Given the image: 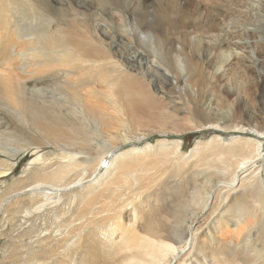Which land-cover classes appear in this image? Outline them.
<instances>
[{"label": "bare ground", "instance_id": "6f19581e", "mask_svg": "<svg viewBox=\"0 0 264 264\" xmlns=\"http://www.w3.org/2000/svg\"><path fill=\"white\" fill-rule=\"evenodd\" d=\"M204 5L200 33L194 28L186 34L188 51L176 49L173 42L166 45L156 21V26L149 19L131 29L130 39L154 43L150 68L156 83L141 67L136 70L115 57L107 34L100 36L84 13L87 39L76 42L72 31L46 17L47 28L35 31L42 48L29 50L34 65L15 68L0 59V109L10 115L9 125L0 120V152L10 157L30 149L52 151L33 161L49 160L51 172L35 171L25 180L28 185L20 180L14 192L27 188L34 196L25 209L31 217L32 210L39 216L70 193L76 201L58 228L60 238L43 239L45 249L28 264H174L175 254L187 248L189 258L180 264H264V158L260 160L257 141H264V80L244 69L233 43L264 39V0H205ZM54 8L46 10L54 18L67 14ZM126 21L132 25L135 19ZM32 30L15 31L25 42ZM262 50L259 46L258 59ZM162 71L172 80L159 79ZM156 91L179 99L187 125L175 124L178 118L169 116L172 129H157L162 136L157 145L119 152L100 171L119 146L150 140L153 133L133 130L131 117L151 106ZM208 103L215 105L216 115L205 111ZM190 130H211L213 135L184 163L181 144L170 143L169 136ZM227 133L236 135L219 139ZM249 168L254 172L234 189L239 173ZM210 208L215 219L206 231L199 234L201 225L192 233ZM108 230L120 233L119 242L110 240Z\"/></svg>", "mask_w": 264, "mask_h": 264}, {"label": "rangeland", "instance_id": "374dc122", "mask_svg": "<svg viewBox=\"0 0 264 264\" xmlns=\"http://www.w3.org/2000/svg\"><path fill=\"white\" fill-rule=\"evenodd\" d=\"M204 4L205 0H0V59H5L9 65L15 68L34 65V63H32V54L29 53V50L42 48L35 38V31L47 28L46 20L42 19L46 17L54 19L62 24L63 26L60 27L61 30L67 31L68 33L72 31L75 34L76 42H78L81 37L87 39V31L89 30H86L87 27L81 22V14L84 13L86 15L85 20H92L95 27L97 26V33H100V36L103 37V35L105 36L107 34V36H105L107 45H109L107 47H109L111 53L115 52V57L117 56V58L125 61V65L127 62V64H130V67L134 66L133 68L136 70L141 67L142 71H146V76L149 75L147 77H150V79L155 82L156 76L153 72V68H150L154 64L153 60L155 61V58L152 56L155 53L154 43L141 37L134 40L130 39L131 29L137 24L143 27L145 24H149V21H153V25L156 26L154 24V21H156V27L160 29L166 41V45L173 42L174 46H177L176 49L180 46L187 50L189 37L186 34L190 31L192 32L194 28L198 30L202 29ZM195 6L198 11L197 13L194 11ZM48 7H55L61 10V12L66 10L67 14L65 12V16L54 18L56 14H48L46 12ZM61 12H59V15ZM128 16L135 19L132 25H129L126 21ZM166 16L167 18H164ZM139 26L136 27L137 32H139ZM19 27L33 29L32 33L26 34L24 38L25 42L19 39L21 33L15 31L16 28ZM56 28L57 26H54L53 30H56ZM9 30L15 31V37L11 36ZM200 31L201 30H199V33ZM178 33H181L180 36ZM12 35L14 36V33ZM119 36L122 40L118 39ZM233 43L237 44L235 54L237 55V59L242 62L244 69L250 71L254 78L258 79L260 82L264 80V50L260 52V59L257 58L259 54L258 47H264V39L254 41L244 39L242 41H234ZM243 46L248 47L245 48ZM90 49L89 47V50ZM162 74L158 77L159 79L163 81H165V78L172 80L171 75L167 72L162 71ZM171 83H173V81ZM137 85V87H135L139 88L140 86L138 83ZM143 89H146L145 86ZM154 94L157 95L155 96L156 99H151V106L134 112L131 117L134 127L133 130H150V132L153 133L150 140L148 139L149 141L143 140L140 143L119 146L115 151L106 156V164L100 166V171H105L113 157L120 155L118 154L119 152L126 153L130 150H134V148L137 149V151H144V145L147 143H150L146 146L148 148L157 145L161 141L160 139H162V136L157 133V129L165 125H169L172 129L171 123L168 124L170 121L169 116L178 118L175 124H182V126L187 125L185 121L181 120V116L184 115V110L182 109L183 106L181 102L176 96H173L172 98L174 99L172 100L168 97L170 95L166 92L163 93L166 97L163 94H161L162 96L159 95V92ZM99 98L102 99L101 96H99ZM162 102H164V104ZM163 107L165 108L163 109ZM205 111L208 115L217 114L214 104H206ZM262 118L264 121V115H262ZM0 120L6 121V125H9L10 115L7 110L0 109ZM212 135L213 132H211V130L209 132L208 130H190L181 136L172 133L169 139L171 140L170 143H172V140H176L177 144H181L180 150L184 155L183 161L185 163L186 159L195 151L196 146H198L200 142L210 141ZM234 135L236 134H222L219 139L224 141L230 139ZM235 139H237V137ZM229 141L230 140H227L226 143ZM257 141L261 143L259 146L262 147L260 149V153L262 152L260 157L261 160L264 158V141ZM39 151L40 152L33 153L35 151L30 149L26 153L16 154L10 157L0 152V174L5 175V177H3V175L0 176V264H28L32 261L31 258L33 254L40 255L42 252L41 250L45 249V244L42 243V240L54 234V236L60 238L61 233L58 231V228L62 222L68 219L73 204H76L72 193H70L69 196L63 197L59 201L57 204L58 206L55 205L56 207H50L48 210L42 211L39 216L34 213V210H32L34 217L26 214L25 209H29L30 207L29 198H31L30 196L32 194L25 191L28 190L27 188L17 193L14 192V190L17 188V183L20 180L23 181H21L23 184H26L25 180H27L28 176H31L32 173H36L35 171L38 172V170L41 169L44 173L51 172L52 169L49 168L51 166L49 160L47 162L41 161V159H39V162L33 161L37 158H43V155L52 151L47 148ZM153 155H156V153ZM153 159L154 157L151 156L147 160ZM59 160L60 158H58V161ZM250 172L253 173L254 169H244L243 172L239 173L240 175L238 176L236 184L233 185V188L237 190L241 185L240 181H245L246 177L244 176ZM258 174L259 172H256L253 176L255 177ZM222 185L224 187V184ZM82 186L83 184L76 187L78 190H82ZM226 191H228V188H226L222 194L226 193ZM32 197L34 196L32 195ZM212 206L213 203L211 202L209 207ZM19 208L22 210L20 213H18ZM60 209H64L62 213L63 216L58 215ZM129 210H131V208H129ZM224 210H220L219 212H223ZM212 211L213 209L210 208L201 215L197 224L193 227L192 233L201 225L199 234L207 230L208 225L212 223L217 215L211 216L210 213ZM131 218L134 222L135 212H132ZM108 234H110V240L113 239L119 242L120 233L111 234L110 230H108ZM187 249L181 252V255L175 254L178 255L176 256L178 260H176L177 262L174 264H180L179 261L183 262L185 258H189L186 257L189 253Z\"/></svg>", "mask_w": 264, "mask_h": 264}]
</instances>
